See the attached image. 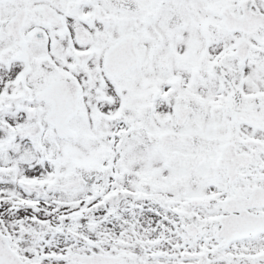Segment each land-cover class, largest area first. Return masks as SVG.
Masks as SVG:
<instances>
[{
	"label": "snow or ice",
	"instance_id": "snow-or-ice-1",
	"mask_svg": "<svg viewBox=\"0 0 264 264\" xmlns=\"http://www.w3.org/2000/svg\"><path fill=\"white\" fill-rule=\"evenodd\" d=\"M0 264H264V0H0Z\"/></svg>",
	"mask_w": 264,
	"mask_h": 264
}]
</instances>
